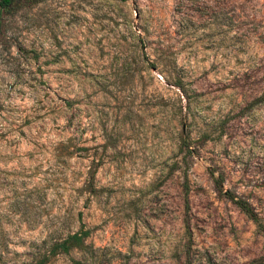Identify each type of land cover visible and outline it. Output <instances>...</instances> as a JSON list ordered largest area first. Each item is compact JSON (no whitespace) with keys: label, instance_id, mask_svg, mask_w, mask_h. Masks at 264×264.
I'll use <instances>...</instances> for the list:
<instances>
[{"label":"rangeland","instance_id":"obj_1","mask_svg":"<svg viewBox=\"0 0 264 264\" xmlns=\"http://www.w3.org/2000/svg\"><path fill=\"white\" fill-rule=\"evenodd\" d=\"M262 93L264 0L0 5V264H264Z\"/></svg>","mask_w":264,"mask_h":264},{"label":"trees","instance_id":"obj_2","mask_svg":"<svg viewBox=\"0 0 264 264\" xmlns=\"http://www.w3.org/2000/svg\"><path fill=\"white\" fill-rule=\"evenodd\" d=\"M12 0H0V5L8 6ZM264 101V93H262L259 97H257L253 103ZM186 186H183V202L184 207H187V192ZM227 197L232 200V202L246 215L248 218L252 220L255 224L256 228L261 232L262 237L264 238V221H262L253 211L251 205L244 199L236 198L235 196L230 195L227 192H224ZM89 235V229H80L76 232L70 233L66 235L63 239L54 242L51 244L45 256H43L42 260L38 262L41 264L43 261L49 256L55 255L57 253H68L71 249H84L86 248V244L84 243V239Z\"/></svg>","mask_w":264,"mask_h":264}]
</instances>
